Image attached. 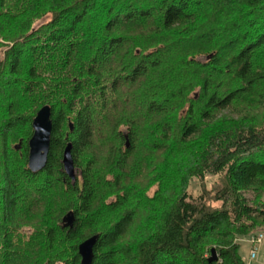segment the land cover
<instances>
[{"label": "trees", "instance_id": "1", "mask_svg": "<svg viewBox=\"0 0 264 264\" xmlns=\"http://www.w3.org/2000/svg\"><path fill=\"white\" fill-rule=\"evenodd\" d=\"M0 39V264H81L94 236L93 264H246L239 240L264 233V0H0ZM174 141L171 177L155 155Z\"/></svg>", "mask_w": 264, "mask_h": 264}, {"label": "water", "instance_id": "2", "mask_svg": "<svg viewBox=\"0 0 264 264\" xmlns=\"http://www.w3.org/2000/svg\"><path fill=\"white\" fill-rule=\"evenodd\" d=\"M34 134L29 142L28 167L32 174L36 175L42 172L49 160L51 150V139L53 133L52 109L49 106L43 107L33 121ZM71 131L73 126L71 125ZM127 147L129 143L127 142ZM73 145L68 144L62 159L63 170L73 183L77 181V169L72 156ZM76 217L73 212L66 215L63 219L66 228H72ZM99 240V236H94L79 247L81 264H93L94 249ZM218 256L213 250L210 262H217Z\"/></svg>", "mask_w": 264, "mask_h": 264}, {"label": "rangeland", "instance_id": "3", "mask_svg": "<svg viewBox=\"0 0 264 264\" xmlns=\"http://www.w3.org/2000/svg\"><path fill=\"white\" fill-rule=\"evenodd\" d=\"M48 21H51V18L48 17V18L44 19L43 21H41L40 24L35 25L34 30L39 29L44 24H47ZM0 43L8 45L9 48H12L13 45H14V44H11V43H4L2 39H0ZM7 50H8V48H6L4 50V52H6ZM2 57L3 56H1V58ZM0 90H4V86H3L2 83H0ZM227 114H230V115H227ZM223 116H229L231 118H238L236 116H232L231 112L230 113L227 112L226 115H222V114L218 115L217 116V120H219ZM108 133L109 132H107V135H108ZM33 134H34V131H33ZM21 136H23V135H21ZM109 136H110V134H109ZM19 138H21V137H19ZM0 142H1V140H0ZM113 144L114 143H111V145H113ZM102 145H105L104 141H101V145H99V146L101 147ZM99 146L96 149H94V152H89L82 158L81 161L84 162V166L87 163V160L94 159V158H96L98 160L102 159L103 152H102V149L99 148ZM21 147H22V141L20 140V141L17 142L16 139L10 145V149L14 150L15 152H20ZM191 147H195L194 150H197V149L200 150L202 148V146H201V144L199 142H196L195 145L192 144ZM107 149L110 150L109 145H108V148L106 146L105 150L108 151ZM1 150H2V148H1V145H0V151ZM91 154H93L94 156H92ZM198 154H199V152L195 153L196 156ZM17 156L21 159L20 155H17ZM183 159L188 160V158L182 153V151H180L179 145L177 143H175V141H174V142H171L169 144L167 150L156 153V155H155L156 163L155 164H156V167L158 169L162 170V171L168 169L171 172V174H172L171 177H172L178 171H182L184 173V170H185L187 165L185 167L182 166ZM97 172L98 173H103L102 168L97 169ZM80 178H81L80 172L77 171V180H80ZM213 179L214 180H218V177L213 178ZM213 179L208 177L206 181H208V182L214 181ZM154 191H155V188H153V190L150 191V194H153ZM0 203H1V199H0ZM0 206H1V204H0ZM22 231H28V230L27 229H23ZM252 237H254V236H251L249 238L245 237V238H242V239L239 240V242L241 244L240 255L246 261V264H264V240H263V243L261 244V246L258 249V257L255 260L250 261L251 260V253H252V250H253V246H252V244L250 242ZM43 256H45V255H42V257ZM58 264H62V263H58Z\"/></svg>", "mask_w": 264, "mask_h": 264}, {"label": "built area", "instance_id": "4", "mask_svg": "<svg viewBox=\"0 0 264 264\" xmlns=\"http://www.w3.org/2000/svg\"><path fill=\"white\" fill-rule=\"evenodd\" d=\"M264 233H260L257 236L251 238V244L253 246V250L251 253V260H255L258 257V249L263 243Z\"/></svg>", "mask_w": 264, "mask_h": 264}, {"label": "crops", "instance_id": "5", "mask_svg": "<svg viewBox=\"0 0 264 264\" xmlns=\"http://www.w3.org/2000/svg\"><path fill=\"white\" fill-rule=\"evenodd\" d=\"M250 261H252V260H250Z\"/></svg>", "mask_w": 264, "mask_h": 264}]
</instances>
